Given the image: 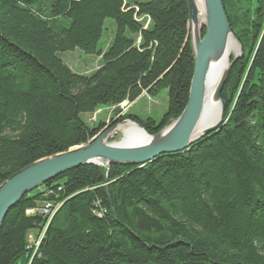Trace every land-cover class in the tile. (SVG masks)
<instances>
[{
    "label": "trees",
    "instance_id": "obj_1",
    "mask_svg": "<svg viewBox=\"0 0 264 264\" xmlns=\"http://www.w3.org/2000/svg\"><path fill=\"white\" fill-rule=\"evenodd\" d=\"M221 1L242 47L222 128L143 167L82 166L41 186L7 213L0 264H28L26 237L45 222L24 211L44 202L62 206L30 264H264V0ZM107 19L115 31L103 50ZM189 20L187 0H0V186L106 127L82 114L166 90L160 123L123 115L110 127L129 119L155 135L180 116L194 68ZM75 50L100 67L70 69L60 55Z\"/></svg>",
    "mask_w": 264,
    "mask_h": 264
},
{
    "label": "water",
    "instance_id": "obj_2",
    "mask_svg": "<svg viewBox=\"0 0 264 264\" xmlns=\"http://www.w3.org/2000/svg\"><path fill=\"white\" fill-rule=\"evenodd\" d=\"M204 24L199 27L194 0H187L190 10L189 40L193 57V74L189 87L188 102L180 116L163 127L155 135H149L132 120H124L100 133L86 144L35 162L0 186V229L7 213L25 196L39 189L68 171L95 165L108 169L112 165L143 167L155 159L184 152L204 137L219 131L223 126L225 103L221 93L229 73L242 56V48L233 35L221 0H202ZM237 43L239 52L229 59L228 68L221 76L213 94L218 103L220 117L213 125L200 133L198 125L202 117L210 112L206 102L209 88L213 87L215 71L226 51L229 37ZM136 127L143 138L126 142H107V136L121 126ZM117 135H113L115 138Z\"/></svg>",
    "mask_w": 264,
    "mask_h": 264
},
{
    "label": "rangeland",
    "instance_id": "obj_3",
    "mask_svg": "<svg viewBox=\"0 0 264 264\" xmlns=\"http://www.w3.org/2000/svg\"><path fill=\"white\" fill-rule=\"evenodd\" d=\"M239 2L244 6L248 5V0H239ZM146 25L147 23H145L144 27H146ZM114 31H115L114 22L111 19L105 20L103 34L99 41V47L101 49L103 50L106 49L107 46L110 44ZM60 58L70 69H72L77 73H81L85 75L91 74L92 72L96 71L101 65L100 57L87 56L80 50L64 53L60 55ZM143 96L144 97L137 99L133 104L125 101L122 104H120L118 107L103 106L100 109H98L94 114L80 115L81 119L90 128H95L100 124H105L106 127L101 131V133L111 128L110 121L112 119L116 120L118 117H121L123 115L134 114L141 120H146L150 118L154 120L157 124L160 123L163 116L167 113V108H168L167 91L166 90L161 91L156 97H149L146 93H144ZM115 111L117 112V115L115 114ZM128 111L130 112L127 114ZM177 118L171 120V122H173ZM115 134L117 136L113 138V135ZM123 139H124V133L121 129H118L117 131L115 130L112 131L107 136L106 140L107 142L110 143L112 142L117 143V142H121Z\"/></svg>",
    "mask_w": 264,
    "mask_h": 264
},
{
    "label": "bare ground",
    "instance_id": "obj_4",
    "mask_svg": "<svg viewBox=\"0 0 264 264\" xmlns=\"http://www.w3.org/2000/svg\"><path fill=\"white\" fill-rule=\"evenodd\" d=\"M194 1H195V6L197 8L198 19H199L198 23L200 27L205 22L203 1L202 0H194ZM226 44L227 45H226L225 54L222 58V61L219 63L215 71V81L213 83V87L209 88V90L207 91V95H206V102L208 106L210 107V112L206 116L202 117L198 125L199 132L197 133H200V131H202L204 128L213 125L215 122H217V120L220 117L219 105L218 103L214 102L213 94H214L215 88L221 76L224 74V72L228 68L229 59L239 52L237 43L232 36L228 38ZM120 129L124 133V139L126 140V142L135 141L138 138H143V135L141 134V132L133 125L126 124V125L121 126ZM96 215H99V214H96Z\"/></svg>",
    "mask_w": 264,
    "mask_h": 264
},
{
    "label": "built area",
    "instance_id": "obj_5",
    "mask_svg": "<svg viewBox=\"0 0 264 264\" xmlns=\"http://www.w3.org/2000/svg\"><path fill=\"white\" fill-rule=\"evenodd\" d=\"M61 206V202L56 204L44 202L37 207L29 208L24 211L25 215L41 217L45 222V225H43L42 228L34 233H29L26 237V251L30 252V259L28 264H30L31 260L35 257L44 238L47 227L49 226Z\"/></svg>",
    "mask_w": 264,
    "mask_h": 264
},
{
    "label": "crops",
    "instance_id": "obj_6",
    "mask_svg": "<svg viewBox=\"0 0 264 264\" xmlns=\"http://www.w3.org/2000/svg\"><path fill=\"white\" fill-rule=\"evenodd\" d=\"M141 97H144V96L141 95L138 99H140ZM134 102H135V101H134ZM134 102H133V103H134ZM133 103H131V104H133ZM129 112H130V111H128L127 114H128ZM132 115L135 116L134 114H132ZM135 117H137V116H135Z\"/></svg>",
    "mask_w": 264,
    "mask_h": 264
}]
</instances>
